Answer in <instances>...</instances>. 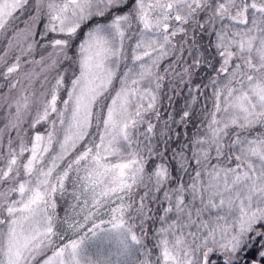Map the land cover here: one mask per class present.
<instances>
[{
    "label": "snow or ice",
    "instance_id": "6c2138e0",
    "mask_svg": "<svg viewBox=\"0 0 264 264\" xmlns=\"http://www.w3.org/2000/svg\"><path fill=\"white\" fill-rule=\"evenodd\" d=\"M0 109V264H264V0H0Z\"/></svg>",
    "mask_w": 264,
    "mask_h": 264
},
{
    "label": "rangeland",
    "instance_id": "374dc122",
    "mask_svg": "<svg viewBox=\"0 0 264 264\" xmlns=\"http://www.w3.org/2000/svg\"><path fill=\"white\" fill-rule=\"evenodd\" d=\"M25 19V17H21V20ZM17 23H20L19 21H17ZM21 27H23V24L21 23L20 24ZM39 54H43V53H39ZM39 54H37L36 58L39 59ZM198 73V72H197ZM203 73L199 74V78L200 76L202 75ZM197 75V74H196ZM204 76H205V73H204ZM195 77V75H194ZM194 77H193V81H194ZM199 81V80H198ZM196 82V81H195ZM206 82V81H205ZM200 83V82H199ZM198 84V83H197ZM196 85V84H195ZM195 85L193 86V88L195 87ZM178 87V92L179 94L181 95L182 97V100H181V103H179V107L176 108V110L174 111V113L176 112H179V110L184 106V103H185V100L187 98H189V92H184L182 91V87H184L186 89L187 86H177ZM6 91V90H4ZM208 94L210 95L211 94V89H208L207 90ZM163 94H165L167 96V98L169 97H172L173 98V91H171L168 87V85L165 86V89L164 91H162L161 93V99L163 98ZM160 99V101H161ZM205 101H204V98L203 97H200V99L195 103L194 105V109H195V112L197 115L200 114V110L202 108V106L204 105ZM211 106V102L209 101L208 102V107ZM5 116H6V110H3V109H0V127H3V124L5 123ZM176 120L179 119V115H176L174 117ZM182 126V125H181ZM171 127L174 129V130H177V131H180L182 130V136H183V132L185 131V128L182 126V128L180 129L178 125L176 124H172ZM192 128V125L189 124L188 125V130H191ZM41 131L43 129H40ZM190 132V131H189ZM177 135V134H176ZM184 137V136H183ZM185 138V137H184ZM71 190V184L69 183V191ZM71 201V197L70 196H66L65 199L63 201H58V212L60 213L61 216H63L64 214V209L68 206V203Z\"/></svg>",
    "mask_w": 264,
    "mask_h": 264
},
{
    "label": "trees",
    "instance_id": "16d2710c",
    "mask_svg": "<svg viewBox=\"0 0 264 264\" xmlns=\"http://www.w3.org/2000/svg\"><path fill=\"white\" fill-rule=\"evenodd\" d=\"M201 73H203L202 70L201 71H198L197 75H195L194 81H193V83L191 85L192 87L195 84L201 82V78L204 76V73H203L200 76V78H199V74H201ZM182 86H184V85H182ZM181 90L184 91V92H189V87L187 86L186 89L184 87H182ZM173 95L174 96H173L171 102L169 101V98H167V96L165 94H163V98L160 101L161 113H162V116H163L164 119H167V113H174V111L176 110V108H178L180 106L179 103H181L182 97H181V95L178 92V87H176V90L173 91ZM179 128L181 129L182 126H179ZM189 131H191V130H189ZM181 134H182V130H180V131L174 130V134H173V137H172L173 140H175L177 142L184 141L185 138ZM170 147L175 148L176 147V144L175 143H172L170 145Z\"/></svg>",
    "mask_w": 264,
    "mask_h": 264
}]
</instances>
